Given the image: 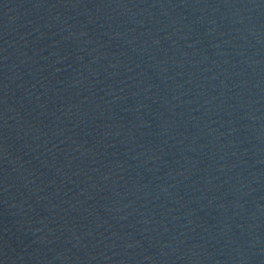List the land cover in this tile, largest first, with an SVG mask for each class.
<instances>
[{
    "label": "water",
    "instance_id": "95a60500",
    "mask_svg": "<svg viewBox=\"0 0 264 264\" xmlns=\"http://www.w3.org/2000/svg\"><path fill=\"white\" fill-rule=\"evenodd\" d=\"M0 264H264V0H0Z\"/></svg>",
    "mask_w": 264,
    "mask_h": 264
}]
</instances>
